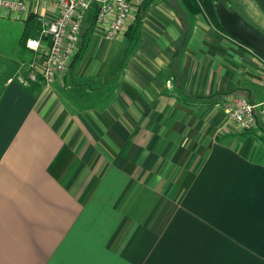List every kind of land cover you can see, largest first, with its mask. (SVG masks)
<instances>
[{
	"label": "crops",
	"instance_id": "crops-1",
	"mask_svg": "<svg viewBox=\"0 0 264 264\" xmlns=\"http://www.w3.org/2000/svg\"><path fill=\"white\" fill-rule=\"evenodd\" d=\"M13 1L27 10L0 8V264H264V119L246 132L224 111L231 94L264 102L257 54L183 0H148L113 41L89 11L82 56L43 86L26 39L58 7ZM227 2L264 34V0Z\"/></svg>",
	"mask_w": 264,
	"mask_h": 264
},
{
	"label": "built area",
	"instance_id": "built-area-1",
	"mask_svg": "<svg viewBox=\"0 0 264 264\" xmlns=\"http://www.w3.org/2000/svg\"><path fill=\"white\" fill-rule=\"evenodd\" d=\"M53 1L58 7V17L42 18L38 36L30 37L26 41L27 48L38 58V61H34L28 67V82L40 83L43 86L53 84L60 75L69 70L78 57L82 46V28L89 11L96 9L97 25L103 24L107 18L112 19L106 30V38L113 41L126 28L133 14L134 3L141 4L143 0ZM0 8L20 12L27 10L25 3L13 0H0ZM224 34L240 43L229 34ZM247 48L257 54L264 63L261 54L250 47ZM224 111L242 131H252L257 128L259 113L264 119V102L255 104L248 94H231L224 102Z\"/></svg>",
	"mask_w": 264,
	"mask_h": 264
},
{
	"label": "water",
	"instance_id": "water-1",
	"mask_svg": "<svg viewBox=\"0 0 264 264\" xmlns=\"http://www.w3.org/2000/svg\"><path fill=\"white\" fill-rule=\"evenodd\" d=\"M216 16L223 30L243 45L264 55V34L247 22L227 0H219L214 5Z\"/></svg>",
	"mask_w": 264,
	"mask_h": 264
},
{
	"label": "trees",
	"instance_id": "trees-1",
	"mask_svg": "<svg viewBox=\"0 0 264 264\" xmlns=\"http://www.w3.org/2000/svg\"><path fill=\"white\" fill-rule=\"evenodd\" d=\"M185 2V4L187 5V7L190 9V10H193V12H201V11H204L207 16L212 20V22L214 23V25L220 30L222 31L223 33H226L221 24L219 23L218 21V18L216 16V12H215V8H214V5H215V2L219 1V0H205L202 4L198 1V0H183ZM226 1V0H225ZM148 5V0H143V3L141 5V10L145 11L146 10V7ZM138 25L136 27H134V33H136V31L138 30V27H139V23H140V20L141 18L139 17L138 19ZM33 36H36V35H33ZM87 36V35H86ZM86 36H85V39L82 38V46H81V49H80V52L78 54V59L82 56L85 48H86ZM27 41V39H26ZM264 57V55H262Z\"/></svg>",
	"mask_w": 264,
	"mask_h": 264
},
{
	"label": "rangeland",
	"instance_id": "rangeland-1",
	"mask_svg": "<svg viewBox=\"0 0 264 264\" xmlns=\"http://www.w3.org/2000/svg\"><path fill=\"white\" fill-rule=\"evenodd\" d=\"M14 26H21L20 24H18V25H14ZM9 26H7V25H4L3 26V28L1 27L0 28V33H5L7 30H9ZM17 28L15 27V28H13V30L11 31V33L8 35V37H9V42H13L14 40L16 41V33H17V30H16ZM18 29H19V27H18Z\"/></svg>",
	"mask_w": 264,
	"mask_h": 264
}]
</instances>
